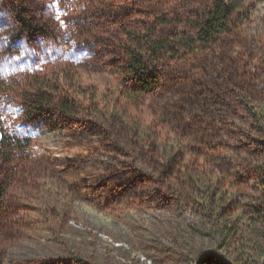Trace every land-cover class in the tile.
I'll return each instance as SVG.
<instances>
[{
	"label": "rangeland",
	"instance_id": "1",
	"mask_svg": "<svg viewBox=\"0 0 264 264\" xmlns=\"http://www.w3.org/2000/svg\"><path fill=\"white\" fill-rule=\"evenodd\" d=\"M216 1L0 0V120L31 146L0 163V264L264 263V0L165 61L150 93L128 73L131 51L195 38ZM59 77L97 113L22 103Z\"/></svg>",
	"mask_w": 264,
	"mask_h": 264
},
{
	"label": "trees",
	"instance_id": "2",
	"mask_svg": "<svg viewBox=\"0 0 264 264\" xmlns=\"http://www.w3.org/2000/svg\"><path fill=\"white\" fill-rule=\"evenodd\" d=\"M243 0H217L213 8L205 15L204 20L197 27L196 37L181 35L173 39L149 43L148 50L129 53L128 73L140 82L143 93H150L157 86L162 64L170 59H177L185 51H195L199 47H206L216 39L232 30L235 15L243 8ZM18 22L21 30L30 37H37L43 29L29 16L28 10L20 13ZM59 77L49 83L37 79L36 91L25 96L22 103L32 113L45 112L51 108L56 99L61 100L60 112L66 117L79 114L82 102L88 104L92 115L97 113L94 93L90 91L77 92L69 78ZM5 85L0 84V90ZM30 141L14 137L7 132L6 125L0 120V163L6 167L15 168L17 162L30 158ZM260 185L264 190V174L260 178ZM7 185L0 180V203L6 197ZM264 217V207L262 209ZM202 264H224L215 256H207ZM264 264V263H263Z\"/></svg>",
	"mask_w": 264,
	"mask_h": 264
},
{
	"label": "water",
	"instance_id": "3",
	"mask_svg": "<svg viewBox=\"0 0 264 264\" xmlns=\"http://www.w3.org/2000/svg\"><path fill=\"white\" fill-rule=\"evenodd\" d=\"M207 256H209V254H208V255H205V257H204V258H206ZM222 261H223V260H222ZM223 263H224V264H227V263H226V262H224V261H223Z\"/></svg>",
	"mask_w": 264,
	"mask_h": 264
}]
</instances>
